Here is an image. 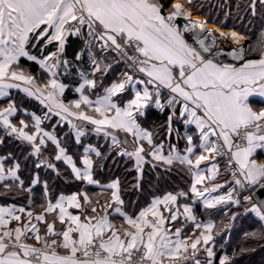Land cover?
Wrapping results in <instances>:
<instances>
[{
	"label": "snow or ice",
	"instance_id": "obj_1",
	"mask_svg": "<svg viewBox=\"0 0 264 264\" xmlns=\"http://www.w3.org/2000/svg\"><path fill=\"white\" fill-rule=\"evenodd\" d=\"M191 4L192 0H174L166 9L163 0H0V97L8 96L9 89L35 97L46 105L49 114L72 125L77 142L84 135V125H92L93 131L110 139V150L119 147L117 155L134 159L136 189L143 166L154 161V169L157 165L166 166V171L174 165L184 168L192 177L190 192L202 200L206 210L228 203L239 205L240 200L233 196L237 187L264 189V163L253 158L257 149L264 150V108L254 110L249 101L250 97L264 98V42L250 48L241 44L243 37L236 32H222L216 37L205 31L203 22L190 19L185 6ZM258 5L264 8V0H251L253 15ZM178 18L186 23L181 26ZM69 37L83 39L84 47L75 60L81 61L87 54L90 70L78 71L81 82L75 91L79 99L65 104L60 97L66 85L58 76L61 70L68 73L74 67L64 56ZM229 38L234 46L225 51L220 43ZM41 41L40 55L32 54ZM50 44L55 50L45 54ZM96 52H115L128 70L93 100L86 91L95 94L97 74L106 75L112 68L98 59ZM21 58L38 64L47 78L38 80L25 70ZM125 93L131 98L121 103ZM149 108L169 110L163 125L168 136L175 131L174 118L195 125L199 151L193 136L188 135L186 154H180L174 145L165 154L163 144L154 142L153 132L138 122ZM17 111L12 102L0 108V125L10 130L9 134L30 144L35 154L50 141L54 159L63 161L75 180L97 183L90 154L107 158L98 148H85L83 167H78L60 140L43 131L40 117L33 116L34 130H26L29 126L23 119L19 126L14 124L10 117ZM70 117L82 123L73 124ZM119 133L132 136V151ZM223 157L227 158L233 186L225 194L213 196L224 187L215 183L221 174L217 158ZM205 162H211L210 167L202 169ZM47 166L55 169L54 164ZM20 167L16 162L6 169L0 159V181L18 182L16 186L23 189ZM38 182V178L32 180L33 184ZM4 187L10 191L13 184ZM105 188L110 196L103 204L79 192L61 195L55 202L46 200L43 210L35 214L25 207H0V264H201V250L206 253V264H213L211 242L216 225L198 221L193 207L179 202L186 193L155 197L138 215L131 216L123 211L119 180ZM244 200L251 201L252 197L245 196ZM109 209L122 218V223L117 225L109 218ZM245 211L256 213L264 221V205L253 203ZM181 217L192 222L198 234L168 227ZM260 235L264 237V233ZM219 264H230V258L223 256Z\"/></svg>",
	"mask_w": 264,
	"mask_h": 264
},
{
	"label": "trees",
	"instance_id": "obj_2",
	"mask_svg": "<svg viewBox=\"0 0 264 264\" xmlns=\"http://www.w3.org/2000/svg\"><path fill=\"white\" fill-rule=\"evenodd\" d=\"M172 1L163 0L166 9L170 7ZM250 2L251 0H192V4L188 6L194 13L204 15L209 23L217 24L216 26L221 28L236 29L247 35L250 38L248 47L258 48L261 42H264V8L258 5L256 15H253L249 7ZM42 44L43 41L33 49V52L40 55ZM80 47L81 39L70 37L66 47L67 55L75 56ZM53 49H55V46L50 44L45 52ZM21 64L33 74L39 75V79H45L43 70L35 62L23 58ZM14 98L17 103L19 102V105L22 104L37 109L36 102L23 93L19 96L16 95ZM167 115L168 110L160 112L155 108H149L145 118H141V122L149 127L153 124L158 126L164 124ZM57 130L62 138V143L67 149L71 153L79 155L82 152L83 145L76 142L73 134L67 130V125L61 126L58 124ZM0 141H2L0 143V155H8L11 161L16 160L20 163L19 175L24 181L23 189L16 186L18 182H11L10 184H13V187L10 191L0 184V202L26 203L30 195L26 188L31 185L37 172L41 180L47 182L52 198L60 193H72L85 187L84 182L77 181L72 177L70 169L63 161L54 159V148H48L49 154L52 156V162L55 165V169H51L45 166L37 167V159L32 153L33 148L30 144H19L18 141L3 135L1 132ZM101 150L107 158H97L95 160V177L103 182L119 178L125 206L134 214L148 204L153 196L168 191L187 189L191 182L190 174L178 165H174L170 171H166L158 166L154 169L148 164L140 181V187L136 189L133 187L136 184L137 177L133 160L117 155L115 151L110 150L109 143H104ZM41 188V186H37L34 189L37 198L41 196ZM38 202H42V200L39 198ZM196 209L198 214L210 216L217 222L216 230L220 233V236L217 244L216 261H218L222 252L226 251L230 258V264H264V237L260 235L264 233V223L251 212L245 211L246 202L242 201L236 207L225 204L208 210L197 204ZM233 215L236 216L235 220L231 218ZM253 232L258 235L254 237L246 235ZM241 249H246V251L241 252Z\"/></svg>",
	"mask_w": 264,
	"mask_h": 264
},
{
	"label": "crops",
	"instance_id": "obj_3",
	"mask_svg": "<svg viewBox=\"0 0 264 264\" xmlns=\"http://www.w3.org/2000/svg\"><path fill=\"white\" fill-rule=\"evenodd\" d=\"M172 2H174V0ZM185 7H186L187 11H190L193 14V11L190 9V7L188 5H186ZM225 30H227V29H225ZM228 30H236V29H228ZM244 37H245V41H246V39H248V37H246V36H244ZM69 38H68L67 44L65 46L64 56H65L66 59H68L69 61L73 62L74 67L71 68L68 73H63V71L61 70V74L58 76V79L60 80V82H62V83H64L66 85L65 91L63 93V96L60 97V99H62L65 104H68L71 101L79 99V95L80 94L75 91V89L78 87L79 83L81 82L80 77L78 75V71L90 70V65H89V62H88L87 54L84 55V57H83V59L81 61H76L75 60L76 54L73 57L67 55L66 47H67V45L69 43ZM80 39H81V47H80V49L77 52H79L81 50V48L84 47V41H83L82 38H80ZM248 43H249V41H248ZM245 44H247V42H245ZM54 50L55 49L47 51V52H45V54H47L48 52L54 51ZM31 51H32V54L39 56V54L33 52V49ZM96 54H97V58L98 59H104L106 63H109V64L112 65V68H111V70H109L107 72L106 75L101 76L99 73L97 74L98 86L94 90L95 94H93V90L86 91L85 94L89 95L90 98L93 99V100L96 98L97 95H103L104 88L110 86L114 81H116L121 76V74L123 72L126 71V68L120 62H117L116 59L114 58V56L110 55L108 52H106V53L96 52ZM21 59H23V58H21ZM24 59H26V58H24ZM222 60H223V58H222ZM23 67L25 68V70L30 72L28 70V68H26L25 66H23ZM30 73L32 75H34L35 77H37L38 80H41V79H39L40 78L39 75L33 74L32 72H30ZM43 76H45V79H46L47 78V73L43 72ZM41 81H43V79ZM14 90L21 91L20 89H9L8 90V92H9L8 96L0 97V108L6 107L7 104L10 103V102L14 103L16 105L18 111H17L16 115H14L13 117H10V119L17 126H19V120L23 119L25 121V123L28 124V126H29V128L26 129V130H34L33 125L35 124V121L33 119V116L40 117L41 118L40 127L43 129V131H46V132H49V133L55 135L60 140L61 145L63 147H65V149L67 150V154L72 156L74 162L77 163L78 167H81V168L83 167V165H82V157L84 155V149L85 148L91 146V147H94V148H98L102 152L101 147H102V145L104 143H109V145H111L110 139H106L103 136L102 133L97 134L95 131H93V126L92 125H88V124L84 125V135L81 136L80 137V141L77 142L76 136H75V130L72 128V125L68 123V121L61 120L60 117H58V116H56L54 114H49L46 105L42 104L35 97H30V98L33 99L36 102L37 109H35V108L32 109V108H29V107H27L25 105L17 104L16 100L13 99L14 97H13V92L12 91H14ZM21 92L23 94H25L23 91H21ZM129 98H131V94L130 93H125V94H123L122 99H121L120 102L121 103H126V101ZM249 101H250L251 105L253 106L254 110L259 111L261 108H264V102H262V101H264V98H261V97H258V96L257 97H250ZM178 108H179V106H177V109ZM156 110H158V109H156ZM169 114H170V112L168 110V115ZM168 115H167V117H168ZM177 116H179V112L178 111H177ZM141 118H145V117H140L138 122L141 124V126L143 128L148 129V130L153 132L154 142L156 144H160V143L163 144V150H164L165 154L168 152L170 145H174L175 146V150L178 151L180 154H182V155L186 154L185 153V148L187 146V141H186L185 137L188 136V135L193 136L194 141H195V145L197 146L195 150L197 152L199 151L198 145H199L200 141L197 138L198 137V130L196 129L195 125H185L184 122H183V119L174 118V120H173V128L175 129V131L173 132V134L171 136H168V135H166L165 129H161V128H163V125H165V123L167 121V118H166L164 124H161V125H158V126L153 124L151 127H149V126H147L145 124H142ZM69 119L72 120L73 124L82 123L80 121H76L74 118H71V117ZM57 121H60V122L57 123ZM58 124L61 125V126L67 125V130L73 134L76 142L78 144L83 145L82 146L83 147L82 152L79 155H75V154L71 153L67 149V147L62 143V138L59 135L58 130H57V125ZM0 132L3 135L9 136L11 139H13L15 141H18L19 144H26L27 143V142L22 141L19 138H17V136L15 134H9L10 130H7V133H5V132H3L1 130H0ZM119 138H120V140H123V141L126 139L127 140V149H128V151H132V149L134 147L133 142H132L133 141L132 136L126 135L124 133H119ZM49 147L50 148H54V145H52L50 141L47 142V146L46 147L45 146L41 147L40 154H35L34 150H32L33 155L37 159V164H39L40 166H45L46 168H49L47 166L48 163L53 164L52 156L49 154V151H48ZM145 147L146 148L148 147L146 142H145ZM112 150H113V148H112ZM54 155H55V153H54ZM90 155H91V157L93 158V160L95 162V160L97 159V157H95V154L91 153ZM253 158L256 159L258 163H264V150L257 149V152L254 154ZM0 159L3 160L4 166H5L6 169L8 167H11L13 164H15L17 162L16 160H12L11 161L10 160V156H8V155H0ZM146 159L148 161H151V157H146ZM42 160L46 161L47 163H41ZM132 160H133V164H134V159H132ZM218 161H219V167H220L221 174H220V176L217 177V180L215 181V183L223 184L224 187L219 189L217 192L212 193L211 195H213V196H215V195H223V194H225L227 192V190L229 188V186L226 184V176L227 175H226V172H225V168H224L222 162L219 159H218ZM152 163H155V162L151 161V163H146L143 166L144 170H145L146 165H148V164L152 165ZM210 163L211 162H205V164L201 165V168L203 169L206 166L210 167ZM157 166L161 167L162 169L166 168V166H163V165H157ZM134 168H135V166H134ZM51 169H53V168H51ZM143 174H144V171H143ZM18 175H19V173H18ZM137 175H138V173H137ZM93 176H94V179L97 181L96 184H91L90 185V184H87V182H84L85 187L82 188L81 190L75 191V192H72V193H60L55 198H52L50 196V192H49V189H48L47 182L45 180L44 181L41 180L40 175L37 172L35 174L33 180L38 178L39 182L35 183V184L31 183V185L26 188L27 191L30 190L29 191L30 195H29V198H28L26 203L23 204V203H16V202H11V203H2V202H0V207H12V206H15L17 208L25 207L27 210H32L34 212V214H35V213H39V212H41L43 210L41 206L46 202V200H51L52 202H55V200L58 199L61 195L68 196V195H72L74 193H79V192H86L93 199V201L99 199L101 204H103L105 202V200L110 196V191L107 190L105 188V186L110 184V183H112L113 181L119 180V178H113L110 181L103 182V181H100L99 179H97L95 177L94 171H93ZM191 181H192V177H191ZM11 182H13V181H11V180L0 181V184L5 185L6 183L10 184ZM119 182H120V180H119ZM45 184L47 185V187H45ZM37 186H41L42 187L41 188L42 189L41 190L42 191L41 192V196H38V198H37V193H35V190H34ZM190 186H191V182L189 183L187 189H180V190H177V191H168V192H166L164 194H157V195L153 196L152 199L155 198V197H158V196H163V195H165V194H167L169 192H171L173 194L184 192L187 195L183 196V197H180L179 202L181 204L187 203L190 206H192L193 210H194V214L196 215L198 221H201V222L211 221L215 225H217V222H216V220L214 218H212L210 216H202L201 214L197 213V209H196L197 204H200L202 206V208H204V206H203L202 200H200L198 198H195L193 196V194L190 192ZM208 186L211 187L212 185L209 184ZM252 187H254L256 189L258 188V186H252ZM120 189H121V184H120ZM243 192H244L243 189L237 187L236 191L233 194L234 199L238 198L240 200V203L242 201L246 202V208H251L253 203H248L247 201L244 200ZM39 198L42 200V202H38ZM121 198L123 199L122 194H121ZM152 199H151V201H152ZM150 202L148 204H146L144 207H142L139 211H137V213L134 214V213H132L130 210H128L126 208L125 201H124V205L122 206L123 207V211H125L128 215L135 216V215H138L141 210H143L144 208L149 206ZM254 203L257 204V206H260V204H258L257 202H254ZM228 204H230L232 207L239 206V205H235V204H231V203H228ZM219 206H221V205H219ZM72 211H76V210L73 209ZM108 211H109V213H111L109 218L111 220H113V222L115 224L119 225L120 223H122V218H120L118 216V214H116L114 212L113 209H109ZM248 212H251V211H248ZM251 213L256 218L260 219L259 216H257L256 213H254V212H251ZM48 219L50 220L51 217H48ZM262 222L264 223V221H262ZM40 227L43 230V225L42 224L40 225ZM57 227L59 228L60 226L57 225ZM168 227L173 228V230H174L175 227H180V228L183 229V232L186 233V234H191L195 230L194 229V224L192 222H190V221L186 222L183 217H181L180 220L177 221V222L170 223L168 225ZM195 231H197V234H198L199 230H195ZM213 231H214V240L211 242V246L213 247V251L215 253V255L213 257V264H219V260L223 256L227 255L229 257V255H228V253L226 251H223L221 256H220V258L218 259V261H216V253L218 251L217 244H218V238L220 236V233L217 232L216 228ZM29 242L31 243L32 241H29ZM198 258L200 259L201 264H206L207 256H206V253L203 252V250H201V252L198 253ZM188 264H192V262L189 261Z\"/></svg>",
	"mask_w": 264,
	"mask_h": 264
},
{
	"label": "built area",
	"instance_id": "obj_4",
	"mask_svg": "<svg viewBox=\"0 0 264 264\" xmlns=\"http://www.w3.org/2000/svg\"><path fill=\"white\" fill-rule=\"evenodd\" d=\"M112 53L114 54L116 61L117 62H120L126 68V71H127L128 70L127 69V65L123 61H120L119 60V57L117 56V54L115 52H112ZM163 91L164 92H167L166 89H164ZM0 130L3 131V132H5V133H7V129H5L2 125H0ZM121 141L123 142V140H121ZM121 146H123V144ZM113 151H115V153L117 154L120 151V148L119 147L118 148H113ZM217 159H219L222 162V164H223V166L225 168V172H226V175H227L226 176V184L229 187H232L233 185H232L231 170L226 169V160H227V158L226 157H223V158H217ZM254 190H255V188L252 187V186H246L243 189V191H244L243 192V198L245 196H251L252 197V200L251 201H247L248 203H254V198H253Z\"/></svg>",
	"mask_w": 264,
	"mask_h": 264
},
{
	"label": "rangeland",
	"instance_id": "obj_5",
	"mask_svg": "<svg viewBox=\"0 0 264 264\" xmlns=\"http://www.w3.org/2000/svg\"><path fill=\"white\" fill-rule=\"evenodd\" d=\"M189 12H190V11H189ZM190 13H191V12H190ZM192 16L203 18V20H204L205 22H208L207 18H206L204 15H202V14H198V13H194V12H193V14L191 13V17H192ZM208 23H209V22H208ZM211 24H213L215 27H217V28H219V29H222L221 27L216 26V24H214V23H211ZM225 29H227V30H225ZM222 30H224L226 34H229V33H231V32H236V33H238L240 36L243 37V41H244V43H242V44L244 45L245 42H247V44H245L244 46H245V47H248V41H250V38H249L247 35H245V34L239 32L238 30H228V28H223ZM243 35L246 36V37H248V39H246V41H245V37H244ZM222 45H223V48H222V49H224L225 51H228V50H230V49L233 47L232 40H231L230 38L227 39V40L222 41ZM108 53H109L110 55L114 56V54H113L112 52H108ZM114 58H115V56H114ZM221 58L224 59V57H221ZM43 80H44V79H43ZM12 92H13V96H14V97H15L16 95H17V96L22 95V92H21V91L14 90V91H12ZM16 92H17V93H16ZM21 98H22V97H21ZM13 99H15V98H13ZM21 102H23V101L21 100ZM18 103H19V102H18ZM18 103H17V104H18Z\"/></svg>",
	"mask_w": 264,
	"mask_h": 264
},
{
	"label": "bare ground",
	"instance_id": "obj_6",
	"mask_svg": "<svg viewBox=\"0 0 264 264\" xmlns=\"http://www.w3.org/2000/svg\"><path fill=\"white\" fill-rule=\"evenodd\" d=\"M190 19L193 20V21L199 20V21L203 22V23L205 24V31H210V32H212L213 35H215L216 37H219V36H220V33H222V32L225 33L224 30L215 27V26H214L213 24H211V23L205 22V21L203 20V18L192 16V17H190ZM225 34H226V33H225ZM242 43H244L243 40L241 41V44H242ZM232 44H233V46H234V42H233V41H232ZM220 47L223 48L222 42L220 43Z\"/></svg>",
	"mask_w": 264,
	"mask_h": 264
},
{
	"label": "water",
	"instance_id": "obj_7",
	"mask_svg": "<svg viewBox=\"0 0 264 264\" xmlns=\"http://www.w3.org/2000/svg\"><path fill=\"white\" fill-rule=\"evenodd\" d=\"M177 23L181 26L186 23L183 18H178ZM222 59V58H221ZM254 202H257L260 205H264V189L257 188L253 193Z\"/></svg>",
	"mask_w": 264,
	"mask_h": 264
}]
</instances>
